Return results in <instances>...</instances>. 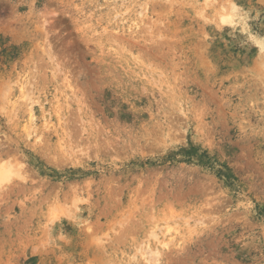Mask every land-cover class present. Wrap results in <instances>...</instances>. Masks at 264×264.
I'll return each instance as SVG.
<instances>
[{"label":"rangeland","instance_id":"374dc122","mask_svg":"<svg viewBox=\"0 0 264 264\" xmlns=\"http://www.w3.org/2000/svg\"><path fill=\"white\" fill-rule=\"evenodd\" d=\"M7 162L0 264H264V0H0Z\"/></svg>","mask_w":264,"mask_h":264},{"label":"bare ground","instance_id":"6f19581e","mask_svg":"<svg viewBox=\"0 0 264 264\" xmlns=\"http://www.w3.org/2000/svg\"><path fill=\"white\" fill-rule=\"evenodd\" d=\"M14 175L22 177V175L19 173L17 165L15 166V165H12L8 162L1 165V167H0V182L5 181L7 179H10Z\"/></svg>","mask_w":264,"mask_h":264}]
</instances>
